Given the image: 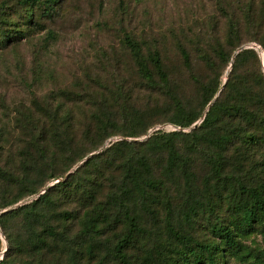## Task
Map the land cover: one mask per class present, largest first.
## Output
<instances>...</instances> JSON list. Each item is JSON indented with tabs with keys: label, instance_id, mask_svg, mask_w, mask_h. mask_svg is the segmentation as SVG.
I'll return each mask as SVG.
<instances>
[{
	"label": "rangeland",
	"instance_id": "1",
	"mask_svg": "<svg viewBox=\"0 0 264 264\" xmlns=\"http://www.w3.org/2000/svg\"><path fill=\"white\" fill-rule=\"evenodd\" d=\"M45 2L30 6L35 23H28L25 20L28 6L21 0H0L6 20L0 22V29L16 34L7 47L0 48V212L28 204L52 188L48 200L40 202L37 209L48 213L52 222L64 232V237L52 251L44 253L43 261L115 264L109 251L125 230L123 215L126 212L106 201L119 178L121 158L112 163L106 153L80 172L78 183L74 181L65 188H55V185L82 166L89 159L82 162L86 156L99 154L113 142L146 141L156 130L185 133L192 130V126L180 128L168 121L172 116L168 92L162 87H151L139 78L130 53L123 45L124 35L128 33L146 46L163 50L171 72L172 88L185 104L196 110L200 106L201 84L215 79L222 82L223 88L232 69L227 63L228 54L234 47L249 45L257 57L244 62L234 74L239 78L248 76L255 90L251 106L264 115V81H260L262 76L264 80V0H56L51 15L43 13ZM233 26L239 33L236 39L227 36ZM18 30L24 35L20 36ZM177 41L189 52L191 69L184 67L178 58L174 50ZM218 43L224 50L216 49ZM67 91L73 93L72 99L60 96ZM114 91L117 92L115 98ZM57 105L59 112L70 114V122L78 132L75 142L69 146L62 143L57 125L45 113V108ZM132 107L146 112V125L151 127L138 137H124L119 133L128 126L123 111ZM102 109L116 113L113 115L118 126L109 125L107 129L108 133L115 134L104 140L95 135L85 136L79 129L82 121L91 112ZM202 120V117L197 120L198 125ZM56 122L61 128L66 125V122ZM242 128L245 135L251 131L257 137L264 135L258 124L245 123ZM187 139L186 136L176 137L178 146L184 151ZM95 146L98 149L94 150ZM155 148L156 151L139 146L137 151L148 152L155 174L160 175L167 152ZM126 151L123 148V152ZM209 152L200 148L191 155L190 162L195 182L204 190L205 198L208 190L203 186L210 172ZM95 166H105L104 173H98L93 179L95 182H90L96 190V201L82 185L91 169V176L96 174ZM224 172L225 189L221 194L211 193L215 210L211 218L208 210L200 212L192 221L184 218L187 195L182 176L178 185L170 187L168 199L172 214H168L169 207L162 201H150L147 207L129 206L128 211L138 216L144 230V240L127 248L132 261L135 264H165L164 257L176 252L177 243L168 227L169 219L194 241L219 242L211 224L218 219L222 223L230 220L228 197L232 187L264 182V142L248 144L238 139L229 144ZM50 173L63 177L47 179ZM26 176L31 179L26 178L22 184L21 179ZM36 176L45 183L37 193L28 195L27 185L35 182ZM20 194L24 195L20 201L1 208L7 201L5 198L11 200ZM99 201L104 207L102 211ZM88 212L101 226L100 240L91 254L87 252L88 240L80 233V220ZM26 216L20 212L4 219V229L0 227V260L6 254L10 264L38 260L39 256L32 251H17L10 245L11 239L27 244L30 226L41 228L43 219L29 222ZM237 238L240 249H224L219 256L223 264H264L261 224Z\"/></svg>",
	"mask_w": 264,
	"mask_h": 264
},
{
	"label": "trees",
	"instance_id": "2",
	"mask_svg": "<svg viewBox=\"0 0 264 264\" xmlns=\"http://www.w3.org/2000/svg\"><path fill=\"white\" fill-rule=\"evenodd\" d=\"M42 0H21L26 6V21L28 23H35L33 21V10L30 6ZM54 3L56 0H46L43 13L51 15L54 11ZM6 21L4 13L0 9V22ZM19 35L23 36L24 32L18 30ZM238 30L234 26L229 31L227 36L236 39ZM16 35V34H15ZM14 34L7 33L3 28L0 29V48L7 47L8 44L14 39ZM14 37V38H13ZM123 45L130 53L134 62L139 78L151 87H162L168 92L172 101V116L168 118L170 123L180 127L187 128L193 126L200 117H203L202 122L188 133L182 131L165 132L163 130H156L149 136L146 141L132 142V141H117L113 142L108 148L103 150L97 155L90 157L82 166L76 171L71 173L63 181H59L56 187H68L74 181L79 182L78 177L80 172L86 167L95 164L99 158L106 153L111 158L112 163L119 161V178L114 188L107 196V203L116 206L120 210H124L123 217L125 220V230L118 237L117 242L114 243L109 254L114 257L115 264H135L129 257L127 248L134 242H141L144 240L143 228L137 215L130 214L128 211L129 206L141 205L142 207L148 206L150 201H162L169 207V213L172 214L171 204L168 199L170 187L179 184V178H184V187L186 191V204L183 210L184 218L187 221H192L200 215V212H209V218L214 215V206L211 203L212 191L221 194L225 189L226 183L224 182L225 166H226V150L229 144L241 139L243 143H260L264 142V135L256 136L255 132L251 131L249 134H243L244 124L254 125L258 124L264 131V115L258 113L251 106V101L254 100L255 90L249 81L248 76L239 78L235 76L234 71L244 64L252 57H257V53L253 48H244L239 51L234 57L235 51L241 47H234L232 52L227 56V63L231 65L229 77L224 81V86L221 88L222 82L210 79L200 86V110H196L194 106L185 104L182 98L171 86V72L168 68L164 52L161 48L146 46L141 40L136 39L133 35L126 33L123 38ZM216 49L224 50L223 46L218 43ZM174 50L180 58L182 65L187 69H191L192 63L190 60L189 52L186 47L180 42L174 45ZM257 76V75H256ZM260 81L263 80L260 78ZM116 91H114L113 98H115ZM219 95L217 96V94ZM60 96L67 99L73 98L71 91L62 92ZM217 96V97H216ZM214 100V101H213ZM213 103L204 113L206 107ZM45 113L52 123L56 124L58 131L61 133V141L69 146L76 139V126L70 122V114L59 112V106L52 108L48 106L45 108ZM112 112L108 109L91 112L82 121L79 127L85 136L95 135L100 139H107L115 133H108L109 125L113 127L118 126L117 119ZM123 114L126 115L127 128L119 132L124 137H138L145 134L151 125H146V112L139 108L132 107L125 109ZM205 114V115H204ZM56 121L66 122L61 128V124ZM121 130V129H120ZM119 130V131H120ZM117 133V132H116ZM186 136L188 139L185 143V151L182 150L177 142L176 137ZM146 146L149 150H165L167 157L162 164L161 174L156 175L152 167L148 152L142 150L137 151V147ZM123 148L127 151L123 152ZM210 151L208 153V161L210 163V172L204 180L205 190H208L207 197L195 182V174L190 169L191 155L199 149ZM98 146L94 147V150ZM85 155V154H84ZM83 156V155H82ZM111 164L110 162H108ZM112 165V164H111ZM96 174L84 178L82 185L89 191V196H95L96 190L93 188V179L98 173L103 174L105 166H95ZM63 177L62 174L50 173L47 179H57ZM27 179L26 176L22 178V184ZM92 182V183H90ZM44 180L36 176L35 182L27 185L29 187V194L33 195L38 192V189L43 186ZM38 187V188H37ZM200 189V190H199ZM52 188L45 191L37 199L28 204L21 205L16 209L0 214V227L4 229V219L8 216H15L20 212L25 213L26 220L35 222L36 219H43L41 221V228L36 229L30 226L28 232L27 244L19 241L10 242L11 247L20 251L21 249H28L32 251L39 258L36 262H26L25 264H60L58 261H43L42 256L47 251H52L58 245L60 238L64 237V232L60 230L59 226L54 224L49 217L48 213L44 210H38L37 206L40 202L48 200ZM24 197L23 194L15 198L7 200L1 205V208H6L20 201ZM229 208L231 218L227 223H222L218 220L212 222V232L217 236L219 242L205 243L198 242L191 239L180 228L173 226L170 219L168 227L173 236V240L177 243L174 248L176 252L170 256L164 257L165 264H223L219 260L222 256L224 249H240V243L237 237L244 235L250 229L254 228L257 224H261L264 228V182L256 184L255 186H245L243 184L238 187L233 186L229 192ZM101 211L104 209L99 201ZM100 211L99 214L102 212ZM128 212V213H127ZM28 213H32L29 216ZM123 214V213H122ZM137 216V217H136ZM80 233L85 237L87 242V252L89 254L94 252L96 244L100 240V228L98 219L92 216L89 212L80 220ZM5 235L6 232H5ZM143 236V239L140 238ZM8 238V236H6ZM10 241V238H9ZM224 243V246H222ZM67 247L68 242H65ZM146 245V244H144ZM71 245L69 250H71ZM7 254L0 260V264H10L7 262Z\"/></svg>",
	"mask_w": 264,
	"mask_h": 264
},
{
	"label": "water",
	"instance_id": "3",
	"mask_svg": "<svg viewBox=\"0 0 264 264\" xmlns=\"http://www.w3.org/2000/svg\"><path fill=\"white\" fill-rule=\"evenodd\" d=\"M248 46L249 45H242L241 47H239L236 51H235V53H234V55H233V57L239 52V51H241L242 49H244V48H248ZM264 58V57H263ZM232 63H233V61H231V65H232ZM219 95V93L217 94V96ZM216 96V97H217ZM214 101V100H213ZM213 101L212 102H210V104L208 105V108L210 107V105L213 103ZM208 108H207V110H208ZM207 110H206V112H207ZM205 112V113H206ZM205 115V114H204ZM204 118V116L202 117V119ZM198 123L199 122H196L191 128H194V127H196L197 125H198ZM149 135H147V136H145L144 138H147ZM105 147V145L102 147V148H104ZM93 155V153H91V154H89L88 156H86V158L82 161V162H84L85 160H87L88 158H90L91 156ZM20 204H22V202L21 203H19V204H17V205H20ZM9 209H6V210H3L2 212H0V214L1 213H3V212H6V211H8Z\"/></svg>",
	"mask_w": 264,
	"mask_h": 264
}]
</instances>
